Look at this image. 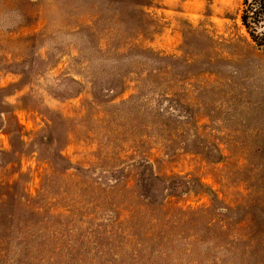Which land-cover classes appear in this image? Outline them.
Returning <instances> with one entry per match:
<instances>
[{"label":"rangeland","instance_id":"374dc122","mask_svg":"<svg viewBox=\"0 0 264 264\" xmlns=\"http://www.w3.org/2000/svg\"><path fill=\"white\" fill-rule=\"evenodd\" d=\"M242 2L0 0V264H264Z\"/></svg>","mask_w":264,"mask_h":264},{"label":"trees","instance_id":"16d2710c","mask_svg":"<svg viewBox=\"0 0 264 264\" xmlns=\"http://www.w3.org/2000/svg\"><path fill=\"white\" fill-rule=\"evenodd\" d=\"M240 23L250 41L264 48V0H243Z\"/></svg>","mask_w":264,"mask_h":264}]
</instances>
